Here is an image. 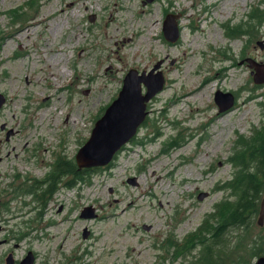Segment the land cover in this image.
<instances>
[{"label": "rangeland", "instance_id": "374dc122", "mask_svg": "<svg viewBox=\"0 0 264 264\" xmlns=\"http://www.w3.org/2000/svg\"><path fill=\"white\" fill-rule=\"evenodd\" d=\"M254 10L264 0H0V264L29 251L35 264H192L199 248L176 258L170 241L217 222V204L233 199L237 140L264 126V85L248 61L264 63ZM168 13L174 43L163 33ZM159 61L164 88L111 166L73 188L65 177L45 203L24 193L58 155L75 160L130 69L149 74ZM218 90L236 95L235 109L219 114ZM86 206L97 217H81ZM259 216L248 231L228 230L231 249L264 235Z\"/></svg>", "mask_w": 264, "mask_h": 264}, {"label": "trees", "instance_id": "16d2710c", "mask_svg": "<svg viewBox=\"0 0 264 264\" xmlns=\"http://www.w3.org/2000/svg\"><path fill=\"white\" fill-rule=\"evenodd\" d=\"M20 9V8H19ZM18 8L14 10L13 17L20 20ZM250 20L264 23V10L252 11ZM253 30V26L249 28ZM239 34L238 27L232 28L230 34ZM240 36V35H239ZM145 123V122H144ZM116 158V155L114 159ZM230 161L235 167L232 178L227 181L233 199H225L217 204V210L212 217H217L215 224L204 221L198 232L185 238V241H170L175 246L174 256L185 257L199 248V254L194 256L192 264H250L251 260L264 255V235L255 237L251 245L243 244L239 240L231 249V239L226 237L231 228H245L249 230L255 216L260 211V201L264 193V126L256 130L249 137L237 140L234 153ZM111 162L109 166H111ZM92 175L91 170L79 172L75 160H67L60 155L54 164L53 170L47 175V183L39 185L36 195L40 202L52 197L58 190L59 184L65 177L70 179L64 183L67 188H73L78 181H85ZM27 193V192H24ZM242 238V237H241ZM234 246V245H233ZM248 255L244 254L245 249ZM246 255V256H245Z\"/></svg>", "mask_w": 264, "mask_h": 264}, {"label": "water", "instance_id": "95a60500", "mask_svg": "<svg viewBox=\"0 0 264 264\" xmlns=\"http://www.w3.org/2000/svg\"><path fill=\"white\" fill-rule=\"evenodd\" d=\"M93 16V20H94ZM177 15L168 13L164 19L163 33L170 42H176L179 38V25ZM262 44V43H261ZM263 46V45H262ZM252 74L257 85L264 84V63L248 58ZM162 62H157L149 74L145 71L139 73L137 69H130L125 75L123 85L118 96L106 107L105 112L95 122L91 136L86 143L78 150L76 161L79 167H98L106 166L113 161L117 152L130 141L137 133L140 125L145 121L148 110L147 103L164 88L165 78L161 71H157ZM142 84L146 86L144 93ZM215 101L220 111H226L232 108L236 102L235 94L231 91L218 90L215 93ZM6 100L0 93V108L3 107ZM5 125H2L4 129ZM12 129L8 133H12ZM130 183L135 184L136 179H128ZM207 196V193H201L200 199ZM83 218L97 217L93 206H86L81 211ZM259 223H264V199L261 203ZM84 237L88 236V231L84 232ZM36 256L29 251L19 264H35ZM13 253L7 257V264H14ZM254 264H264V255L257 258Z\"/></svg>", "mask_w": 264, "mask_h": 264}, {"label": "flooded vegetation", "instance_id": "af4514ba", "mask_svg": "<svg viewBox=\"0 0 264 264\" xmlns=\"http://www.w3.org/2000/svg\"><path fill=\"white\" fill-rule=\"evenodd\" d=\"M235 99H236V102H235V104H234V106L232 107V108H230V109H228V110H226V111H220L219 110V114H225V113H228L229 111H231V110H233V109H235L236 108V104H237V98H236V95H235ZM216 102V101H215ZM217 103V102H216ZM218 105V104H217ZM218 108H219V106H218ZM62 155V154H61ZM59 156L60 155H58V157L54 160V163L53 164H55V162H56V160L59 158ZM63 158H65V159H67V160H73V159H70V158H67L65 155H63ZM75 163L77 164V162H76V157H75ZM53 168H54V165H53ZM53 168H52V170H53ZM98 168H102V167H90V168H86V167H79L78 166V164H77V169H78V171L79 172H87V170H91L92 172L94 171V170H96V169H98ZM104 168V167H103ZM52 170H50V172L52 171ZM49 172V173H50ZM48 173V174H49ZM47 174V175H48ZM46 179H47V176L45 177V179H43V180H39V178L38 179H35V178H29V181L31 182L30 184H28L27 183V185H26V187H22V188H25L24 190H25V192H27L28 194H32L34 197H35V200H39V198L37 197V195H36V192L35 191H37V189H38V187H39V185L41 184V182L45 185L46 183H47V181H46ZM68 181V180H67ZM66 182V181H65ZM53 197V196H52ZM45 203V202H44ZM43 203V204H44ZM42 204V205H43ZM264 224V223H263Z\"/></svg>", "mask_w": 264, "mask_h": 264}, {"label": "bare ground", "instance_id": "6f19581e", "mask_svg": "<svg viewBox=\"0 0 264 264\" xmlns=\"http://www.w3.org/2000/svg\"><path fill=\"white\" fill-rule=\"evenodd\" d=\"M57 30H58V28H55V29H54L55 32H57ZM133 42H134V41H133V38H129V39L127 38L126 41H125V43H127V44H125L124 46H128V47H129L131 44H133ZM59 52H60V51H59ZM54 59H57V55L54 57ZM54 59L52 58L53 67L55 66L54 68H56V67H57V64H56V63H57V62H56ZM54 70H55V69H54ZM64 73H66V72H64ZM53 75H55V74H53ZM63 75H65V74H63ZM54 77H55V76H54ZM193 92H194V91H193ZM193 92H192V93H193ZM189 99H190V98H189ZM187 100H188V99H187Z\"/></svg>", "mask_w": 264, "mask_h": 264}]
</instances>
